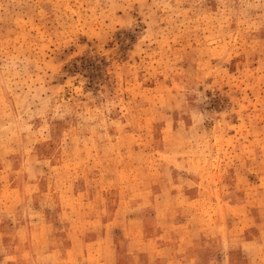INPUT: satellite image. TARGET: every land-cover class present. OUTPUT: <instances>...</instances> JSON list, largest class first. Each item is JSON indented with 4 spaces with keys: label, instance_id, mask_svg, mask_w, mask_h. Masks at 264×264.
Here are the masks:
<instances>
[{
    "label": "rangeland",
    "instance_id": "rangeland-1",
    "mask_svg": "<svg viewBox=\"0 0 264 264\" xmlns=\"http://www.w3.org/2000/svg\"><path fill=\"white\" fill-rule=\"evenodd\" d=\"M0 264H264V0H0Z\"/></svg>",
    "mask_w": 264,
    "mask_h": 264
}]
</instances>
